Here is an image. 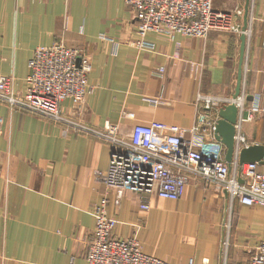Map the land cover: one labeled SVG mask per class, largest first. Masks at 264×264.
I'll return each instance as SVG.
<instances>
[{
	"label": "crops",
	"instance_id": "0c3cea01",
	"mask_svg": "<svg viewBox=\"0 0 264 264\" xmlns=\"http://www.w3.org/2000/svg\"><path fill=\"white\" fill-rule=\"evenodd\" d=\"M244 6L245 0H212L220 12L240 9L241 27ZM240 36L149 33L145 41L153 48L141 50L123 0H0V78H12L14 92L22 95L34 51L62 42L84 51L91 64L82 111L74 114L64 101L63 115L97 132L116 126L123 138L138 125L156 134L172 127L189 131L198 124V95L233 99ZM242 75L246 106L256 95L264 104V0H250ZM222 107L210 113L212 122ZM241 134L247 146H264V113L244 124ZM203 139L218 143L210 132ZM109 158V146L95 136L0 103V264H86L94 207L103 197L116 222L114 237L133 238L142 253L167 264H247L236 262L235 248L248 255L264 238L249 244L240 239L248 226L264 228L263 208L231 205L226 193L200 180H191L178 201L153 197L147 212L132 192L115 206V192L96 180ZM228 206L239 209L232 245L224 226ZM223 241L229 259V251L222 256Z\"/></svg>",
	"mask_w": 264,
	"mask_h": 264
},
{
	"label": "built area",
	"instance_id": "2783aa9c",
	"mask_svg": "<svg viewBox=\"0 0 264 264\" xmlns=\"http://www.w3.org/2000/svg\"><path fill=\"white\" fill-rule=\"evenodd\" d=\"M123 1L134 15L138 37L134 45L141 50L153 48L145 41L149 33L181 34L197 39H204L213 31L242 34L237 23L242 11H217L212 0ZM246 33L247 30L245 36ZM28 67L30 73L22 95L14 92L12 78H0V103L47 119L66 130L93 135L107 144L109 163L104 172L96 174V180L106 190L115 192V206H119L125 192H132L141 199L139 209L147 212L153 197L178 201L191 180H200L207 187L226 193L231 205L237 202L242 207L264 209V167L238 163L240 150L248 147L241 134L243 125L264 113L260 95L249 106L240 95L236 99L198 95L200 115L197 126L191 130L172 127L169 134H156L151 127L138 125L129 138H123L116 126L106 125L103 132H97L61 113L64 101L71 103L74 114L80 113L91 92L88 85L91 64L84 51L68 48L62 42L54 43L36 49ZM163 72L160 68L159 75ZM220 104L235 105L238 111L231 168L224 160L223 146L205 143L203 139V133L214 132L215 120L212 122L209 116ZM107 205L108 200L103 197L94 207L95 226L86 264H167L142 253L140 244L133 238H115L116 222L107 215ZM227 248L228 241H223L222 256ZM247 264H264V238L251 252Z\"/></svg>",
	"mask_w": 264,
	"mask_h": 264
},
{
	"label": "water",
	"instance_id": "95a60500",
	"mask_svg": "<svg viewBox=\"0 0 264 264\" xmlns=\"http://www.w3.org/2000/svg\"><path fill=\"white\" fill-rule=\"evenodd\" d=\"M250 0H245L244 16L242 34L240 36V49H239V61L238 70L236 76V86L233 94V99L239 97L242 85V67L245 54V32L248 26V14H249ZM238 111L235 105H228L220 108L217 112V119L214 125V139L225 148L224 160L228 167L231 168L233 157L235 154V124L237 122ZM239 166L243 164H258L264 167V146L262 145H251L244 147L240 150L238 156ZM242 182L241 180H239ZM226 195V194H225Z\"/></svg>",
	"mask_w": 264,
	"mask_h": 264
},
{
	"label": "rangeland",
	"instance_id": "374dc122",
	"mask_svg": "<svg viewBox=\"0 0 264 264\" xmlns=\"http://www.w3.org/2000/svg\"><path fill=\"white\" fill-rule=\"evenodd\" d=\"M251 209H254V208H251ZM238 206H234L233 208H231V206L229 207L228 206V210H227V219H226V225L228 227V230H229V245H232L231 243V240H232V232L233 234H235V232L237 233V231H235V221H236V218H237V215H238ZM264 211V209H263ZM259 236H264V228L263 226L261 225H251V226H248V228H244L243 232L240 234V239H242L243 241H247V243H253V241H255V239H257ZM231 237V239H230ZM246 243V244H247ZM235 245V243H234ZM242 246V245H241ZM243 247L247 250L251 249L250 246H247V245H243ZM229 248V246H228ZM227 248L226 250V254H227V251H229ZM236 252H235V255H236V262L238 263H243V262H246L248 261L249 259V256H250V252L251 251H248L249 254L247 255V252H243L240 247L239 249L235 248ZM230 252H228V259L230 258ZM238 252V253H237ZM248 256V258L246 257ZM246 260V261H244Z\"/></svg>",
	"mask_w": 264,
	"mask_h": 264
}]
</instances>
